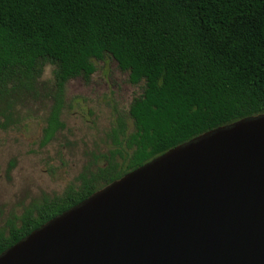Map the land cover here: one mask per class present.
<instances>
[{
	"label": "trees",
	"instance_id": "1",
	"mask_svg": "<svg viewBox=\"0 0 264 264\" xmlns=\"http://www.w3.org/2000/svg\"><path fill=\"white\" fill-rule=\"evenodd\" d=\"M108 55L142 95L118 117L103 167L0 231V255L53 218L169 150L264 115V0H0V128L45 67L52 105L40 145L64 128L66 84Z\"/></svg>",
	"mask_w": 264,
	"mask_h": 264
},
{
	"label": "water",
	"instance_id": "2",
	"mask_svg": "<svg viewBox=\"0 0 264 264\" xmlns=\"http://www.w3.org/2000/svg\"><path fill=\"white\" fill-rule=\"evenodd\" d=\"M0 264H264V115L126 174L8 248Z\"/></svg>",
	"mask_w": 264,
	"mask_h": 264
},
{
	"label": "rangeland",
	"instance_id": "3",
	"mask_svg": "<svg viewBox=\"0 0 264 264\" xmlns=\"http://www.w3.org/2000/svg\"><path fill=\"white\" fill-rule=\"evenodd\" d=\"M88 80H70L65 87L60 120L64 128L41 146L50 111L53 67L47 66L34 91L17 107L19 121L0 128V231L9 221L19 225L26 210L61 197L78 187L80 176L104 166L101 155L112 148L109 134L118 117L132 129L129 106L142 95L143 83L132 85L108 55L93 60Z\"/></svg>",
	"mask_w": 264,
	"mask_h": 264
}]
</instances>
